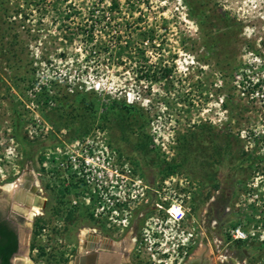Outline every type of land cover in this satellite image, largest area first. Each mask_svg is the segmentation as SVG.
I'll list each match as a JSON object with an SVG mask.
<instances>
[{
    "label": "rangeland",
    "instance_id": "obj_1",
    "mask_svg": "<svg viewBox=\"0 0 264 264\" xmlns=\"http://www.w3.org/2000/svg\"><path fill=\"white\" fill-rule=\"evenodd\" d=\"M117 1L111 31L122 32L120 45L132 40V47L111 45L108 53H97L99 42L110 40L94 24L109 0H0V180L19 170L15 164L39 173L47 200L34 195L45 204L44 216L35 219L55 223L53 235L29 239L23 255L31 264H68L67 229L73 238L75 228L93 227V207L82 192L80 205L74 204L71 195L79 187H65L73 178L48 183L50 172H118L117 188L126 192L124 201L118 197L120 229L130 184L152 185L156 172L158 180L168 178L158 172L193 180L210 173L214 229L204 242L213 254L211 260L205 247L206 264H232L229 258L264 264V204L255 201L244 210L241 199L251 191L247 184L264 173V23L257 17L264 0ZM144 29L155 38L142 43ZM75 93L93 101L94 110H85ZM197 184L205 192V180ZM178 211L171 207L168 214ZM158 224L154 230H161ZM238 224L249 232L245 241L228 237ZM168 226L159 243L145 227L134 252L145 253L146 264L161 260L156 246L174 242L178 226ZM212 238L221 241L218 250L228 262L214 251ZM169 247L172 257L160 264L176 256V245Z\"/></svg>",
    "mask_w": 264,
    "mask_h": 264
},
{
    "label": "flooded vegetation",
    "instance_id": "obj_2",
    "mask_svg": "<svg viewBox=\"0 0 264 264\" xmlns=\"http://www.w3.org/2000/svg\"><path fill=\"white\" fill-rule=\"evenodd\" d=\"M15 167L19 168V170L15 171L16 173H12L14 171V168H12L8 172L9 175L6 177L3 176L0 180V183H2L0 191H3L0 194V221L6 223L9 229L16 235L17 244L21 236L27 237L28 240L33 238L43 239L47 234L52 236V232H54L55 229L53 224L55 223L52 222V224L49 225L47 223L37 222L35 219L36 217L44 216L40 207L44 205L42 208L43 211L45 209V204L40 203V200L34 197V195H40L44 201L47 200V198L43 197L44 192L43 189H41L39 179H37V176L40 174L32 172V169L28 165H26L22 171H20L21 168L19 164H15ZM47 173L48 172H46V175ZM54 173L50 172V175H47L46 181L48 183H50V180L55 182L64 181V178L59 175L54 177L52 175ZM137 173L138 175L140 174L139 172ZM158 173L162 176L166 175L168 178H161L158 180L159 175L156 172V174L154 173L151 175L152 181L155 182L152 185L141 184V186H139L130 184L128 190L131 191V201L128 200L127 203L129 210L127 211V220L124 229H120L118 226L119 222L122 221L118 211L116 214L113 213V207L117 209L116 203L108 211L104 212L100 210L97 211V209H95L97 205L94 204L95 208L92 209L93 213H91L89 217V224L93 227H82V229L81 227L75 228L76 231L73 238L69 232L70 230L67 229V233L65 232L68 236L67 240L72 239L71 244H66L67 249H69H64L67 251V253L64 254L65 257H68L67 263L74 264L75 258L79 256L81 257L80 264H136V261L141 259H143L142 261L146 264L148 260L147 257L144 256L146 254L144 253L142 256H139V254L134 252L136 251V246L142 244L141 242L144 239L143 234L146 231L145 227L148 226L150 228L151 235L155 237L157 243H159V240L162 237H166L168 233L166 230V226L169 227L168 222L173 221V224L178 226L177 229L179 233L175 232L174 236H176V238L174 242H169V246L173 244L177 247L175 248L176 256L173 257L171 264H193L190 260L195 257V253L198 250L201 252V248H203L200 259L202 260L201 264H206L207 262L205 261L208 252L204 250L205 247L206 249L207 247L208 249L210 248V245L206 242L211 241L210 230L212 229L210 223L212 221L211 206L214 201L213 176L210 173H205L204 179L203 175L200 174V178H197L198 180H193L189 178L190 176L188 174H185V177L181 179L183 175L178 174V172ZM10 177H13V179L8 181L11 179ZM135 177L137 178V175H135ZM142 177L144 178L143 181L146 183L145 175H142ZM56 179L59 180L56 181ZM129 180L131 181V179ZM204 180L207 184L205 192L202 190V187L197 184V182L201 183ZM17 182L21 186H17ZM69 182V184H65L66 188H77L76 181L71 180ZM47 185L48 184H46V186ZM52 187L53 186L50 185V188ZM133 188H138L136 194H134L135 189ZM45 190L46 192H50L49 188ZM85 191H88L87 186L86 188H77V192L71 195V199H73L72 202L80 205L78 194L80 192L85 194ZM82 197L81 195L80 198L83 200ZM113 198L116 202L117 199L115 196ZM171 207H175L179 210L176 215L168 214ZM35 208H39L40 214L35 213ZM176 216L179 217L176 218ZM151 221L154 224H152ZM157 223H159L158 225L161 230L153 229V225ZM83 229L89 230V233L86 234L81 249L78 236ZM184 234L188 237H184ZM171 239L174 238L172 237ZM119 242H121L122 245H118ZM159 245L160 246H156V251L160 250V252L157 253V257L161 260L158 262L156 261L157 264L169 260L172 257V252H169L170 247H166V243ZM68 251L72 252V254H68ZM150 256L152 258L154 255L150 253ZM25 258L28 260L27 257ZM11 259L10 264H12ZM21 260L22 259H15L14 264H20ZM134 260L136 261L134 262Z\"/></svg>",
    "mask_w": 264,
    "mask_h": 264
},
{
    "label": "built area",
    "instance_id": "obj_3",
    "mask_svg": "<svg viewBox=\"0 0 264 264\" xmlns=\"http://www.w3.org/2000/svg\"><path fill=\"white\" fill-rule=\"evenodd\" d=\"M257 17L262 20L264 23V9L257 13ZM70 162L76 167L75 165V159L74 157L70 158ZM54 173V172H52ZM60 173V177L64 179H68L69 177L73 178L74 181H76V184L79 188H81L84 184L90 185V191H89V185H86L88 188V191H85L84 196L82 197L84 200V203L86 205H91L93 208H95L94 204H96L97 211H108L111 207L117 204V209L113 207V213L116 214L118 211V197L124 201V195L126 192L122 189L117 188V177L118 172H58ZM56 176V173L52 174ZM71 180H68L66 183L69 184ZM74 183V182H73ZM84 183V184H83ZM248 189L245 195L241 196L242 202H245L243 206L244 210H247V206L251 205L255 201L264 204V173H257V175L253 178L252 183L247 184ZM84 188V187H83ZM117 199L115 202L114 197ZM94 209V210H95ZM230 207H226L225 210L229 211ZM248 212V211H247ZM211 227L214 229V223L212 222ZM248 231H245L244 227L240 226L239 224L234 226L229 231V238L231 241H245L248 239ZM252 235V234H251ZM213 239V238H212ZM213 239L212 247L214 246V251L218 253V255L221 257L222 262H228L226 258L227 256H224L220 253L221 250H218L220 247L221 241L218 242V240ZM213 251L210 255L212 256ZM231 262L233 258H229ZM155 260V259H154ZM153 256H152V261ZM157 261V260H156ZM158 262V261H157ZM238 262V261H237Z\"/></svg>",
    "mask_w": 264,
    "mask_h": 264
},
{
    "label": "trees",
    "instance_id": "obj_4",
    "mask_svg": "<svg viewBox=\"0 0 264 264\" xmlns=\"http://www.w3.org/2000/svg\"><path fill=\"white\" fill-rule=\"evenodd\" d=\"M119 11V1L117 0H109V5L107 7L102 8V16H101V20L98 22H94V24L99 23L101 25L102 31L101 34L102 36H107L108 38H110L109 44L108 41H100L99 45H98V50L97 53H101V52H109L110 46L111 45H115V46H120L119 49H124V47H128L130 48V46L132 47V45H127L128 43H133V41L131 40H126L125 45L121 46L120 42L121 39L123 38V34L122 32H117V31H111L112 25H111V21H109L108 19H113L112 14L113 13H117ZM105 12H107V14L109 16H104ZM200 21V20H199ZM141 29V28H140ZM89 32V31H87ZM91 35V34H89ZM139 36L142 37V43L144 41L149 42L150 39L155 38V32L151 29H147V30H139ZM137 43V42H136ZM77 99H79V103H81L82 107L87 110V111H93L94 110V105H93V101H87L85 99V94L82 93H75L74 95ZM52 101L54 102V104L56 105V107L58 108L57 110H62V108L64 107V104H62V101L60 99H58L57 97H53ZM78 103V102H77ZM44 104H46V102L44 101ZM112 104V103H111ZM43 106V104H41ZM111 106V105H110ZM120 108L126 110L127 112L131 110L132 106L129 105H120ZM113 110L115 107H112ZM17 238L16 235L9 229L8 225L4 222L0 221V264H10V259L13 256V254L17 251Z\"/></svg>",
    "mask_w": 264,
    "mask_h": 264
},
{
    "label": "bare ground",
    "instance_id": "obj_5",
    "mask_svg": "<svg viewBox=\"0 0 264 264\" xmlns=\"http://www.w3.org/2000/svg\"><path fill=\"white\" fill-rule=\"evenodd\" d=\"M35 213L36 214H40V210H39V208H35ZM89 233V230H86V229H83V230H81L80 231V233H79V236H78V241H79V246H80V248L82 249V243L84 242V239H85V237H86V234H88ZM200 246V245H199ZM203 248H201V252L203 251L202 250ZM205 251V250H204ZM201 252H200V250H198L196 253H195V257L194 258H192L191 260H190V262L191 263H193V264H201V261L202 260H200L201 259ZM204 254V253H203ZM203 257V256H202ZM211 257V255H210V251H209V258ZM191 258V257H190ZM208 258V259H209ZM15 259H22L21 261H20V264H30V262L25 258V255H18V257H16ZM207 259V258H206ZM211 259V258H210ZM227 259V261H229L228 260V258H226ZM212 260V259H211ZM206 262V261H205ZM230 263V262H229ZM231 264V263H230ZM232 264H239L236 260H233V263Z\"/></svg>",
    "mask_w": 264,
    "mask_h": 264
},
{
    "label": "water",
    "instance_id": "obj_6",
    "mask_svg": "<svg viewBox=\"0 0 264 264\" xmlns=\"http://www.w3.org/2000/svg\"><path fill=\"white\" fill-rule=\"evenodd\" d=\"M16 185H17V186H21L18 182L16 183ZM32 190H33V189H32ZM34 190H35V189H34ZM27 244H28V239H27V237H25V236H21V237L19 238V240H18V249H17V251L13 254L12 259L18 257V255H21V256H22V255H23V248L26 247ZM118 245H122V243L119 242ZM119 247H120V246H119ZM119 247H118V248H119ZM12 259H11V262H12ZM80 263H81V257L77 256V257L75 258L74 264H80ZM12 264H14V263L12 262Z\"/></svg>",
    "mask_w": 264,
    "mask_h": 264
}]
</instances>
